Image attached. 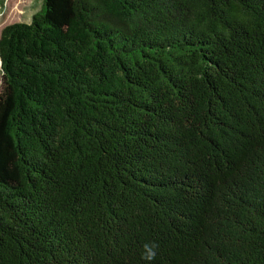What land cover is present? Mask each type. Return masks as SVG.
Instances as JSON below:
<instances>
[{"label":"trees","instance_id":"trees-1","mask_svg":"<svg viewBox=\"0 0 264 264\" xmlns=\"http://www.w3.org/2000/svg\"><path fill=\"white\" fill-rule=\"evenodd\" d=\"M0 60V264H264V0H44Z\"/></svg>","mask_w":264,"mask_h":264},{"label":"rangeland","instance_id":"rangeland-1","mask_svg":"<svg viewBox=\"0 0 264 264\" xmlns=\"http://www.w3.org/2000/svg\"><path fill=\"white\" fill-rule=\"evenodd\" d=\"M44 0H0V34L1 31L12 24H30L33 16L43 6ZM0 67V81H1Z\"/></svg>","mask_w":264,"mask_h":264},{"label":"clouds","instance_id":"clouds-1","mask_svg":"<svg viewBox=\"0 0 264 264\" xmlns=\"http://www.w3.org/2000/svg\"><path fill=\"white\" fill-rule=\"evenodd\" d=\"M158 247L159 245L155 241L150 242V243H145L143 245L142 259H144L145 261H148L149 264H151V262L154 261L157 257Z\"/></svg>","mask_w":264,"mask_h":264},{"label":"water","instance_id":"water-1","mask_svg":"<svg viewBox=\"0 0 264 264\" xmlns=\"http://www.w3.org/2000/svg\"><path fill=\"white\" fill-rule=\"evenodd\" d=\"M0 63H1V60H0Z\"/></svg>","mask_w":264,"mask_h":264}]
</instances>
